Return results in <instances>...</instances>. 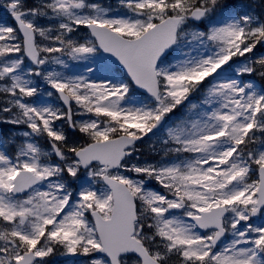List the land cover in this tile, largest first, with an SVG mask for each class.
<instances>
[{"label":"snow or ice","instance_id":"snow-or-ice-1","mask_svg":"<svg viewBox=\"0 0 264 264\" xmlns=\"http://www.w3.org/2000/svg\"><path fill=\"white\" fill-rule=\"evenodd\" d=\"M0 9V264H264V13Z\"/></svg>","mask_w":264,"mask_h":264},{"label":"rangeland","instance_id":"rangeland-1","mask_svg":"<svg viewBox=\"0 0 264 264\" xmlns=\"http://www.w3.org/2000/svg\"><path fill=\"white\" fill-rule=\"evenodd\" d=\"M242 1L241 0H238L239 3L244 4ZM245 1H247L248 3H250L249 2L250 0H245ZM91 2L98 3V4H100L103 7H106V8H109V9H113V10L119 8V0H91ZM258 2H261V0L252 1V3H250V4H254L256 6V4ZM248 3L246 5H249ZM261 8L263 9V12H264V7H261ZM120 11L122 12L123 9H120ZM0 21H4V20H0ZM258 51H260L261 53H264V49H260ZM261 53H259V55ZM192 99L198 100L199 98L198 99L192 98ZM14 131H16V130H14L12 128V126H10L5 132H3L0 129V140H4L5 142H7L6 138L12 137ZM145 139L147 140V138H145ZM19 140H20V136L17 135L16 136V142H19ZM15 147H16V144L15 143H13L11 145H8V150L10 151V153H12V152L15 151ZM141 147H142V152L144 154V158H148L149 159V157H152L153 156V154L150 153V151H149V146H148L147 143L143 144ZM153 186L154 187H158V186H155V185H153ZM70 257H72V256L55 255V256L51 257L50 259L52 260V264H70V261H69L70 260ZM61 258H66V260H61L60 261ZM82 259L77 260L75 264H79V262Z\"/></svg>","mask_w":264,"mask_h":264},{"label":"flooded vegetation","instance_id":"flooded-vegetation-1","mask_svg":"<svg viewBox=\"0 0 264 264\" xmlns=\"http://www.w3.org/2000/svg\"><path fill=\"white\" fill-rule=\"evenodd\" d=\"M7 16V15H6ZM8 18H7V23H9V24H11V19H10V17L9 16H7Z\"/></svg>","mask_w":264,"mask_h":264}]
</instances>
